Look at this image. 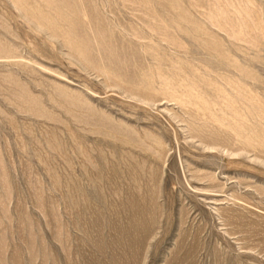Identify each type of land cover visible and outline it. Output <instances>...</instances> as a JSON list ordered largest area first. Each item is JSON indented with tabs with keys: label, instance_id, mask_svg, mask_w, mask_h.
Masks as SVG:
<instances>
[{
	"label": "rangeland",
	"instance_id": "1",
	"mask_svg": "<svg viewBox=\"0 0 264 264\" xmlns=\"http://www.w3.org/2000/svg\"><path fill=\"white\" fill-rule=\"evenodd\" d=\"M0 264H264V0H0Z\"/></svg>",
	"mask_w": 264,
	"mask_h": 264
}]
</instances>
